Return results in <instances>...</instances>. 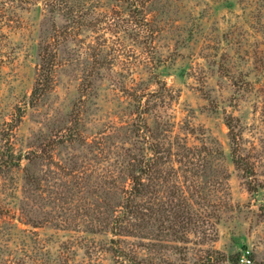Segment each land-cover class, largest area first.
<instances>
[{
  "label": "rangeland",
  "instance_id": "rangeland-1",
  "mask_svg": "<svg viewBox=\"0 0 264 264\" xmlns=\"http://www.w3.org/2000/svg\"><path fill=\"white\" fill-rule=\"evenodd\" d=\"M264 264V0H0V264Z\"/></svg>",
  "mask_w": 264,
  "mask_h": 264
},
{
  "label": "built area",
  "instance_id": "built-area-1",
  "mask_svg": "<svg viewBox=\"0 0 264 264\" xmlns=\"http://www.w3.org/2000/svg\"><path fill=\"white\" fill-rule=\"evenodd\" d=\"M248 250H244L240 256V262L245 263V264H250L251 263V259L249 257L248 254Z\"/></svg>",
  "mask_w": 264,
  "mask_h": 264
}]
</instances>
